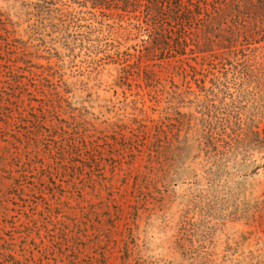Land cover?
Returning a JSON list of instances; mask_svg holds the SVG:
<instances>
[{
    "label": "rangeland",
    "instance_id": "obj_1",
    "mask_svg": "<svg viewBox=\"0 0 264 264\" xmlns=\"http://www.w3.org/2000/svg\"><path fill=\"white\" fill-rule=\"evenodd\" d=\"M38 1L0 0L17 41L0 51V264H264V76L204 103L164 63L156 96L121 79L118 48L141 41L108 32L127 18L113 25L93 0H61L76 23L56 29L46 15L33 35ZM60 97L63 113L37 103ZM135 117L152 134L163 119L175 130L136 150L114 133Z\"/></svg>",
    "mask_w": 264,
    "mask_h": 264
},
{
    "label": "trees",
    "instance_id": "obj_2",
    "mask_svg": "<svg viewBox=\"0 0 264 264\" xmlns=\"http://www.w3.org/2000/svg\"><path fill=\"white\" fill-rule=\"evenodd\" d=\"M72 2L82 6L77 0ZM59 3L62 1L39 0L35 4L33 14L40 23L30 27L31 34L37 33L46 15L57 13L52 16L56 21V29L65 30L76 23L74 11L54 8ZM92 9L96 11L93 12L94 17H107L113 21V25L117 19L127 18L126 26L120 25L119 32L112 31L115 30L112 25L109 26L108 32L122 42L128 43L133 37L134 40L141 41L123 52L118 48L117 59L121 61L122 66L121 79L139 82L137 86L142 90L148 89L150 94L159 95L161 82L158 69H162L164 63L173 65V76L184 77L186 92L195 94L192 91V85L195 84L200 92L197 96H204V103L209 96L227 94L233 87L262 86L264 0H93ZM13 42H17L14 31H10L7 26L4 29L0 27V51ZM119 44L123 46V43ZM15 48L19 49L18 46ZM18 60L26 67L30 64L25 59ZM20 78L19 75H14L13 83L21 86ZM207 81L211 83L209 89L206 88ZM167 93L173 100L183 95L175 85H172ZM140 96L138 92L136 98ZM63 100V97L55 101L37 99V103L41 107L42 104H50L46 106L52 108V111L63 113L66 112ZM134 105L135 112L143 115L136 103ZM30 106L36 109L32 103ZM30 118L33 124L41 125L38 114L34 113ZM153 123L155 134L148 131L149 126L145 121H138L136 117L131 123L115 124L114 133L122 135L130 143L140 141L141 145H137L136 150L152 148L149 142L153 139L159 141L161 135L167 136L166 127L175 130V125L171 122L167 124L164 119ZM59 124L61 125L53 126V129H60L64 134H68V127L62 122ZM128 131L131 134L129 137L124 135ZM206 138L210 148L218 149L213 132H209Z\"/></svg>",
    "mask_w": 264,
    "mask_h": 264
}]
</instances>
